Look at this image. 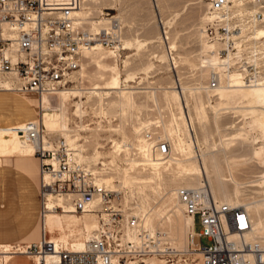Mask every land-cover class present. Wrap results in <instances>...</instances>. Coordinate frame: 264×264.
<instances>
[{
  "label": "built area",
  "instance_id": "1",
  "mask_svg": "<svg viewBox=\"0 0 264 264\" xmlns=\"http://www.w3.org/2000/svg\"><path fill=\"white\" fill-rule=\"evenodd\" d=\"M82 3L0 0V80L9 83L7 90L37 96L38 117L14 129L20 140L34 147L42 205L51 193L68 200L75 213L95 212L98 222L94 236L79 249L71 243L56 244L43 235L23 254L37 256L38 264H146L150 259L159 264H178L182 259L183 264H264V238L249 237L251 219L243 205L216 202L205 185L177 187L175 195L183 213L192 219L185 245L177 247L164 232L150 230L142 216L131 214V209L122 203L123 189L98 181L97 171L77 155L84 143L81 137L75 150L63 136L45 130L40 121L43 103L39 101L43 95L48 96L47 110L55 111L59 91L81 86L78 71L83 53L95 44L114 50L117 57L123 50L121 21L102 9V21L93 29L77 14ZM208 3L202 32L211 47L203 57L207 60L214 55L215 60L209 62L204 84L194 85H201L200 91H208L212 97L218 87L264 83V0ZM161 27V38L166 40L165 48L170 54L172 48L164 25ZM74 98L80 99L71 96L70 100ZM83 102L80 116L71 104L73 109L67 115L69 134L98 127L97 119L101 117L94 115L95 104ZM155 124L150 121L142 131L148 146L146 165L156 158L164 160L170 153L169 141L153 130ZM107 166L100 164L97 169ZM203 237L210 242L208 245L202 243Z\"/></svg>",
  "mask_w": 264,
  "mask_h": 264
},
{
  "label": "rangeland",
  "instance_id": "2",
  "mask_svg": "<svg viewBox=\"0 0 264 264\" xmlns=\"http://www.w3.org/2000/svg\"><path fill=\"white\" fill-rule=\"evenodd\" d=\"M208 5V0H87L84 3L86 13H88L85 18L92 27L100 24L97 21L101 19L102 9L104 12L109 11L110 14L115 15L122 23L123 50L120 51V57L107 48H102L97 53L96 51H85L81 57V69L78 71L81 79V86H78V89L81 91L100 89L108 101L101 116L94 114L101 117L97 119L100 121L99 129L93 127L90 130L80 131L79 137L88 140L84 143L86 155L90 153L94 142L99 146L96 152L101 158L98 159L99 164L95 168L102 163L108 165L106 168L109 174L107 175H114L113 184L119 183L118 172L123 170L132 174L151 176L152 173L149 170L144 172L140 167H135L132 171L130 166L133 154L131 152L129 154L122 152L120 155L113 153V142L111 141L122 139L120 130H117L119 125L123 127L127 137L132 140L138 136L136 133L138 125L150 120L156 121L153 130L163 136L166 134L170 138L171 156L185 158V155H181L190 152V156L196 159L199 168L204 173L202 184L209 187L206 170L211 179L214 177V170L207 155L205 161L201 155L213 151L219 158L223 179L230 189L237 187L241 200L252 196L257 199L264 197V182L249 184V181L260 174V170H264L263 166L256 162L250 165H244V163L232 165L228 151H233L235 154L246 152L240 149L239 144L231 146L227 152L222 151L228 137L235 134L238 131L237 128H249L250 119L232 110L222 111L224 113H220L215 118L211 106L215 105L217 95L215 92H212V97L208 92L204 94L200 91L201 85H194L204 84L208 75L199 57L202 52L200 33L207 16ZM161 24L164 25L168 42L172 48L170 54L165 48L166 40L163 36L161 38ZM109 76L117 77L112 85L109 83ZM114 85L120 88H132V106L127 107V113L124 115H120L122 112L116 96L117 90L108 89ZM172 88L177 91L182 108H184L183 111H185V123L192 135L191 146L187 144V136L183 133L184 123L179 119V109L169 95ZM197 91L205 111V116L202 115L200 118L196 116L193 108ZM22 94L26 96L18 92H0V118L36 119L38 117L37 96L33 93ZM81 96H84L81 101L91 100L92 103L97 101L92 93L82 91ZM76 101L75 98L72 100L69 98L66 108L67 115L73 109L71 104L74 105ZM81 104L84 105V103ZM57 105H59V98L54 106ZM53 112L56 111H52L51 114L44 113L45 126L54 125L58 121L57 113ZM176 128H179V132ZM57 135L61 136L59 133ZM252 135L258 140L255 147L264 142V138L258 131H252ZM92 139H94L93 143ZM180 149L184 150L183 153ZM13 160L12 157L5 159V166H9ZM159 171L161 175H157V179L154 178V184H150L151 187H141L138 184L126 186V191L121 194L122 203L134 206L136 211L141 213L143 211L140 209H144L146 218H149L147 219L149 224L153 228L163 230L175 246L181 247L186 243L187 230L184 226L186 216L179 204L169 203L168 196L177 187L183 186V177L178 175L174 165L172 167L162 166ZM217 202L222 203L219 198ZM57 211L60 210L57 209ZM76 214L82 215L81 213ZM77 216L75 217L78 219ZM262 217L264 220V215ZM51 219L48 218V220ZM40 227L39 219L25 237L9 244L15 247L14 250H22L25 245L39 238ZM77 227L79 234L76 231ZM195 229L200 230L198 217ZM70 230L73 233L67 241L75 243L79 240L81 242L82 226L69 218L58 219L53 233L58 235ZM51 238L57 240L58 236L52 235ZM201 241L205 245L210 243L205 237ZM13 256L9 259L10 264H34L35 262V258L29 255L15 254ZM151 260L156 262L154 264L160 263L158 260L150 259L146 264H151ZM178 264H183V259Z\"/></svg>",
  "mask_w": 264,
  "mask_h": 264
},
{
  "label": "bare ground",
  "instance_id": "3",
  "mask_svg": "<svg viewBox=\"0 0 264 264\" xmlns=\"http://www.w3.org/2000/svg\"><path fill=\"white\" fill-rule=\"evenodd\" d=\"M87 0H82V7L77 11L78 16L83 20L86 21L87 19L86 14V7L84 6V3ZM208 16V13H207ZM206 16V19H207ZM116 17V16H115ZM117 18V17H116ZM205 19V20H206ZM100 21H97L101 23ZM100 25V24H98ZM92 27L91 28H97ZM262 30V29H261ZM202 36V37H201ZM123 37V36H122ZM200 37L202 38L200 41L202 52L200 53V59L202 60L201 65L204 69L208 72V66H210L211 62L213 63L215 60L214 55H211L207 60L204 59L203 54L206 51L207 48L211 47V45L206 44L203 38V32L201 29ZM121 45L123 49V39L121 38ZM103 47L99 44H95V46L88 50V51H96L99 52ZM114 53V50H109ZM117 78V77H116ZM116 78H113L111 76L108 77L109 83L111 85L117 80ZM3 87V91H10L9 89V83L7 81L0 80V87ZM79 87L67 89V90H61L57 93V101L59 98V105L54 106L55 111L53 113H57V122H55L54 125L45 126L43 122V116L45 112H49L51 114L52 112L48 111L47 108L49 107V97L46 95H43L41 100L39 102H42V106L44 108L43 111L40 113V121L42 122L45 130L48 132H57L61 136H63L66 141L70 144V146L77 150L78 144L77 140L80 139V134H69V129L67 126V102L69 101V98L71 96L80 97L75 103H74V113L77 115H81L83 110V101H81V93L82 91H85L87 93H92L93 96L97 98V101H93L96 107V114L101 116V114L105 111L108 101L106 100L105 95L101 93L100 89L94 88L89 90H79ZM108 89H115L117 90V97H118V104L119 109L122 112L120 115H124L127 113V107L131 108L132 106V88H120L118 85H114L109 87ZM1 90V89H0ZM194 91V90H193ZM192 91V92H193ZM208 92V91H207ZM216 97V103L215 105H212L211 108L214 112V117L217 118L220 113H224L222 111L226 110H232L233 112H238L241 114L244 118H249V128L242 127L237 128L238 131L233 134L230 138L228 137L226 143L223 146L222 151L227 152V150L235 145L239 144L240 149L245 150L244 153H238L235 154L233 151H228L227 154H229V158L231 159L232 165H237L238 163H244V165H250L253 162H256L262 165L264 168V142H262L258 147H255L258 140L252 135V131H258L262 138H264V83H259L251 86H241V85H234L232 87H218L214 89ZM197 93L195 105L193 106L194 112L198 118L202 117V115L205 116L204 106L202 99L200 97V94ZM169 95L171 99L175 102L179 109V119L182 120L184 123V130L183 133L187 136V144L191 146L192 135L190 134L187 125L185 123V114L183 111L184 108H182V105L179 100V95L176 90L169 91ZM196 95V94H195ZM79 101V102H78ZM91 101V100H90ZM57 104V103H56ZM120 113V112H119ZM228 113V112H227ZM35 119V118H34ZM34 119H0V157H12V158H27L33 156V150L34 147L30 143H26L22 140H20L17 132L14 128L22 127L26 122L34 120ZM217 120V119H216ZM156 122V121H155ZM150 124V120L141 123L137 127L138 136H136L134 139L130 140V138L127 137L126 133L123 130V127L119 125V128L117 130H120L122 139L121 140H111L113 150L112 152L120 155V153L125 152L129 154L130 152L133 154V159L131 162V170L133 171L135 167H140V169L149 170L152 174L151 176L148 175H139V174H132L130 172H127L123 170L122 172H118V184H113V177L114 175H107L109 174V171H107L106 167H102L100 169L95 168L97 164H99L98 159L101 157L97 155L98 147L94 139H92V149L89 154L86 155V148L84 147V143L88 140L84 138V143L80 145V149L77 152V155L80 157V159L86 163L89 164V166L92 167V169L96 170L99 175V182L105 183L106 186L111 187L113 189L121 188L123 189V192L125 191L126 186L131 184H138L141 185V187H149L150 184L153 183L154 178L157 179V175L159 174L160 167H166L173 165L176 167V170L178 171V175L183 177V186L184 187H200L201 185H205L208 190L211 197L217 202V199L227 205H234V204H242L246 208L250 219H251V231L249 232V237H256V238H264V220L262 219L264 215V197L261 199H257L256 197L252 196L249 198H245L243 200L240 199L238 189L237 187H234L233 189H230L226 183V181L223 179V174L221 171V166L219 163V158L217 154L213 151H208L206 154H202V158L205 161V157L207 155V158L210 161V165L212 166V169L214 170V177L211 179L209 177L208 171L206 170V176L208 178V185L202 184V180H204V173L199 168L198 162L196 159L192 156H190V152L183 153L182 149H180V152L183 154L181 156H186L185 158H179L176 156H171V152L169 153L168 158L164 160H159L156 158L154 162L148 163L147 165L144 163V161L148 157V146L146 142L143 139L142 131L145 128H148ZM79 129H86V127H81ZM99 129V127H97ZM177 132H179V128H176ZM170 131V130H169ZM56 133V134H57ZM160 134V133H158ZM165 136L161 135L162 137L166 138L169 141V147L171 140L168 137V135L164 134ZM222 141V140H221ZM186 144V145H187ZM221 143V147H222ZM181 148V147H180ZM185 149V148H184ZM219 150V149H218ZM221 150V149H220ZM202 160V161H203ZM102 163V162H101ZM103 165V163H102ZM206 167V166H205ZM208 169V168H207ZM117 174V175H118ZM177 175V176H178ZM116 177V176H115ZM159 178V177H158ZM117 179V178H116ZM160 179V178H159ZM250 185H253V182H257L259 184H262L264 182V170H260V174L255 176V179L249 181ZM257 183H255L257 185ZM154 184V183H153ZM155 184H157L155 182ZM237 185V183H236ZM160 186V185H159ZM151 187V186H150ZM168 201L170 204H179L182 208V204L177 200L175 191H172L171 194L168 196ZM165 203V202H164ZM220 203V202H218ZM125 206V205H124ZM131 209L132 215H140L142 216L145 225L150 230H160L164 232L161 229L153 228L148 220L149 218H146V214H144L145 210L140 209V211H143L142 213L139 211H136L134 206H128ZM43 211L41 210V218H40V236L39 238L32 243L39 242V240L43 237V235L46 236V238L50 239L51 241L55 242L56 244H63L68 245L72 244L75 248L79 249L82 247L85 240L89 239L90 237L94 236L98 222H97V215L95 212H87L83 213L82 215L76 214L74 212V209L71 205V203L67 200H65L63 197L55 196L51 193L47 195L46 200L44 201L42 205ZM56 208H62L60 211H57ZM75 214V215H73ZM79 217L78 219L75 217ZM186 216V215H185ZM52 218L51 220H48V218ZM69 218L74 222H78L82 226V233H81V242L79 240L75 241L73 243L72 241H67L70 239L73 231H64L57 234H54V225L58 219H64ZM148 219V220H147ZM185 228L187 230V233L192 228V219L191 217L186 216L185 218ZM76 231L78 234L80 233L78 230V227L76 228ZM165 233V232H164ZM52 235L58 236V239L55 240L51 238ZM31 243L25 245L22 250L15 249L14 246L9 247H1L0 248V256L4 257L6 260L9 255H15V254H23L25 252V249L28 245ZM29 255V254H25ZM35 258L34 264H38V258L35 255H29ZM151 264L156 263L155 261L151 260Z\"/></svg>",
  "mask_w": 264,
  "mask_h": 264
},
{
  "label": "crops",
  "instance_id": "4",
  "mask_svg": "<svg viewBox=\"0 0 264 264\" xmlns=\"http://www.w3.org/2000/svg\"><path fill=\"white\" fill-rule=\"evenodd\" d=\"M7 158L0 157V248L25 237L38 223L42 210L37 157L13 158L12 163L5 166ZM12 257L13 254L5 260L0 256V264H10Z\"/></svg>",
  "mask_w": 264,
  "mask_h": 264
}]
</instances>
